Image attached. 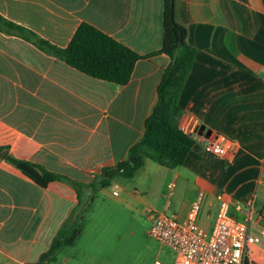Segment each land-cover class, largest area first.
Here are the masks:
<instances>
[{
  "label": "crops",
  "instance_id": "0c3cea01",
  "mask_svg": "<svg viewBox=\"0 0 264 264\" xmlns=\"http://www.w3.org/2000/svg\"><path fill=\"white\" fill-rule=\"evenodd\" d=\"M3 20L60 49L87 24L142 58L129 82L118 86L43 52ZM175 21L196 51L177 122L194 144L173 170L145 159L121 190L136 202L157 194L162 200L152 199L146 210L173 208L179 220L203 192L199 225L209 232L222 193L230 215L263 224L264 0H175ZM162 24L163 0H0V153L6 152L0 158V264L38 262L78 204L71 185L40 187L5 158L85 184L126 161L142 140L170 64L158 53ZM216 134L231 142L224 157L204 152ZM165 175L174 203L164 204ZM143 217L151 223L146 211ZM64 251L47 264H73ZM253 257L264 264L263 249L254 248Z\"/></svg>",
  "mask_w": 264,
  "mask_h": 264
},
{
  "label": "trees",
  "instance_id": "16d2710c",
  "mask_svg": "<svg viewBox=\"0 0 264 264\" xmlns=\"http://www.w3.org/2000/svg\"><path fill=\"white\" fill-rule=\"evenodd\" d=\"M4 21V20H3ZM4 23L43 52L64 62L78 72L100 81L118 86L126 85L134 65L142 57L97 29L81 24L64 49L56 48L31 32L13 24ZM163 36L158 53L170 58L157 87V102L151 115L144 122L142 140L131 147L128 159L112 168H105L92 182L77 183L45 171L31 163L5 159L40 187L49 182L60 181L71 185L77 192L78 204L51 242L49 249L35 264L55 261L61 247L72 246L82 229L84 212L92 195L98 189L108 188L117 177L132 179L144 165L145 159L166 169L180 167L194 144L191 136L178 128L181 115L178 106L180 92L190 73L196 51L187 44V31L175 21V0H163ZM3 149L0 148V151ZM90 195L84 199L83 190Z\"/></svg>",
  "mask_w": 264,
  "mask_h": 264
},
{
  "label": "rangeland",
  "instance_id": "374dc122",
  "mask_svg": "<svg viewBox=\"0 0 264 264\" xmlns=\"http://www.w3.org/2000/svg\"><path fill=\"white\" fill-rule=\"evenodd\" d=\"M153 166L160 168L156 164ZM167 179L165 175L162 186L164 204L175 202L174 197H169ZM127 182L130 180L117 177L108 188L93 193L84 212L79 236L72 246L65 247L64 254L74 259L73 264H154L155 261L173 264L174 253L149 236L150 222L143 217L146 205L152 199L160 201L162 198H155V194L154 197L142 195V202L128 199L121 190V184ZM113 185L120 188L118 196L112 195ZM82 193L84 199L90 195L87 190ZM175 211L170 208L166 214Z\"/></svg>",
  "mask_w": 264,
  "mask_h": 264
},
{
  "label": "built area",
  "instance_id": "2783aa9c",
  "mask_svg": "<svg viewBox=\"0 0 264 264\" xmlns=\"http://www.w3.org/2000/svg\"><path fill=\"white\" fill-rule=\"evenodd\" d=\"M230 144L226 137L216 134L206 141L203 149L212 156L224 157ZM172 187L170 185L169 189ZM111 191L113 196H118L120 188L113 185ZM216 198L220 205L209 235L199 225L203 192L190 204L183 220L163 211L146 210L151 220L149 236L174 253L173 264H259L253 250H264V223L249 217L237 220L229 214L223 194L218 193ZM154 264L163 263L155 261Z\"/></svg>",
  "mask_w": 264,
  "mask_h": 264
},
{
  "label": "water",
  "instance_id": "95a60500",
  "mask_svg": "<svg viewBox=\"0 0 264 264\" xmlns=\"http://www.w3.org/2000/svg\"><path fill=\"white\" fill-rule=\"evenodd\" d=\"M201 130H202V128L200 129V132H201ZM5 154H6V152L0 153V158H3Z\"/></svg>",
  "mask_w": 264,
  "mask_h": 264
}]
</instances>
